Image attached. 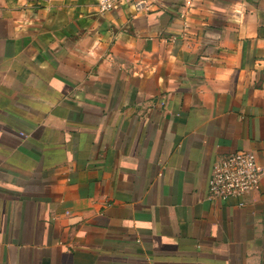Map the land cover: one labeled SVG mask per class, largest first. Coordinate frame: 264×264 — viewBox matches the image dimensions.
Wrapping results in <instances>:
<instances>
[{"label":"crops","instance_id":"obj_1","mask_svg":"<svg viewBox=\"0 0 264 264\" xmlns=\"http://www.w3.org/2000/svg\"><path fill=\"white\" fill-rule=\"evenodd\" d=\"M240 151L264 0H0V264H264V179L208 197Z\"/></svg>","mask_w":264,"mask_h":264},{"label":"built area","instance_id":"obj_2","mask_svg":"<svg viewBox=\"0 0 264 264\" xmlns=\"http://www.w3.org/2000/svg\"><path fill=\"white\" fill-rule=\"evenodd\" d=\"M122 1L97 0L98 12L100 14L110 12L118 8ZM134 6L139 9L140 4L134 3ZM185 15V12L180 13V18L184 19ZM263 179L264 168L258 165L256 156L251 152H236L213 164L208 179V197L220 201L241 199L258 191Z\"/></svg>","mask_w":264,"mask_h":264}]
</instances>
